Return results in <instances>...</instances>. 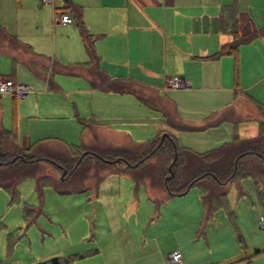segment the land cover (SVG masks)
Wrapping results in <instances>:
<instances>
[{
  "label": "crops",
  "instance_id": "0c3cea01",
  "mask_svg": "<svg viewBox=\"0 0 264 264\" xmlns=\"http://www.w3.org/2000/svg\"><path fill=\"white\" fill-rule=\"evenodd\" d=\"M55 4L54 13L68 7L75 24L57 23L54 19L53 23L49 22L54 56H45L15 34L8 33L5 29L8 25H3L5 10L0 7V28L4 30H0V55L6 56L12 65L20 63L32 71L31 82L42 88L28 101L18 102L11 95L13 127L10 129L4 125L2 101L5 100L0 95V127L14 130L16 141L22 149L67 150L66 141L70 140L69 134L80 128L79 122L84 126L83 143H90L86 146L93 144L95 134L105 144H128L134 141L125 124H136L139 119L149 118V111L160 113V118L153 123L156 136L168 130L176 136L180 146L196 149L188 141L214 131L217 125L201 127L216 120L229 108L236 109L244 101H249L235 94L237 77L238 83L245 85L243 70L256 74L257 78L264 77V66L261 68L260 64L259 70L256 59L258 54L264 62V0H238L237 3L235 0H62L61 6ZM234 4L238 5V10ZM80 25L91 35L94 59L90 58L86 50ZM233 27L239 36L252 34L251 38L242 40L236 56L217 55L223 45L233 40ZM63 31L68 37L65 48L59 51L58 40L64 36L60 34ZM11 35L18 38L19 42L11 40ZM250 54L254 56L253 61ZM56 55H59L61 63L55 58ZM255 61L258 64L252 70ZM64 66L71 68V72H65ZM96 70L113 80L128 81L138 93L94 87L91 74L96 73ZM54 73L66 75L74 86L64 87L62 78H56L54 82ZM176 75L184 78L190 86L181 90L168 88L166 80ZM5 76L15 79L13 75ZM64 89L87 98L89 112L99 123L96 120L97 124L84 123L83 120H87L86 113L82 117L78 114L81 108L86 111L75 100L71 99L75 110L52 102L53 98L42 100L49 95L54 97L51 90ZM140 96L147 102L141 100ZM5 102L6 108L9 107ZM77 107L79 110H76ZM166 113L199 129H172L167 124ZM21 121H24L23 130ZM226 122L229 121L220 124ZM211 144L209 141L208 147L196 150L208 151L213 148ZM118 175H127L135 185L129 174ZM131 187L132 184L129 185ZM92 197L98 198V193ZM113 199H101L104 204L97 201L103 218L118 219L117 206L120 200ZM108 237L106 244L100 245L101 252L108 248L120 256L132 248L129 244L131 241L125 240L123 233H111ZM97 252L98 249L94 253ZM168 254L160 251L159 264H163ZM256 255L251 254L231 264H252V258ZM69 257L71 261L65 264L74 263L72 255ZM125 264L135 262L127 261Z\"/></svg>",
  "mask_w": 264,
  "mask_h": 264
},
{
  "label": "rangeland",
  "instance_id": "374dc122",
  "mask_svg": "<svg viewBox=\"0 0 264 264\" xmlns=\"http://www.w3.org/2000/svg\"><path fill=\"white\" fill-rule=\"evenodd\" d=\"M55 3L61 6L62 0H55ZM234 5L237 9L238 5ZM0 7L5 10L3 25H8L5 27L8 33L15 34L22 42L31 45L33 50L45 56H54L51 51L52 27L49 29V22L53 23L55 15L53 4H41L40 0H0ZM65 33H60L64 36L58 40L59 51L65 48L68 37ZM256 56L260 70L264 62L258 54ZM55 58L61 63L59 55ZM250 58L253 61V54H250ZM258 63L255 61L252 64V70ZM12 64L6 56L0 55V74L13 75L16 82L31 87L24 98L16 101H28L42 91L38 84L31 82L32 71L20 63ZM234 74L236 78L235 71ZM242 75L245 85H240L237 77L235 94L248 99L250 103L244 101V106H236L235 114L241 116V121L218 124L214 131L188 141L196 149L208 147L209 141L213 145L211 149H214L233 142L237 135L250 138L257 134V122L262 120L259 106H264V77L257 78L256 74L244 70ZM56 78L64 79V87L74 86L66 75L54 73V82ZM50 92L52 95L54 93V97L49 95L42 98L43 101L53 98L52 102L75 110L71 99L75 100L86 111L81 108L78 114L82 117L86 113L87 120H83L84 123L97 124L95 120L99 123L89 112L90 103L87 98L66 89ZM1 96L9 104L6 108V102L2 101L4 125L10 129L13 127L12 96ZM149 115V118L139 119L136 124H125L134 142L147 143L156 137L153 123L160 118V113L149 111ZM79 124L80 128L69 134L70 140L66 141V148L74 150L71 154L85 151L88 147L86 144H90L83 143L84 126L81 122ZM16 127L18 132L17 120ZM21 127L23 130L24 121H21ZM187 149L204 152L195 148ZM43 154L50 158L58 157L54 152L43 151ZM64 158L59 156L61 161ZM154 161L151 159L148 163ZM39 163L41 169L36 175L19 180L13 199L10 190L0 187V260L5 264H35L53 257L64 260L70 258V255L73 264H125L127 261L159 264L160 251L170 253L176 249L183 256V263L180 264H231L240 258L249 257L255 248H260L264 253V229L258 223L264 215V177L256 180L246 176L233 180L227 186L224 200H213L212 215L206 218L201 199L205 192L200 183L194 184L184 194L166 198L163 191L150 188L147 180L134 185L127 175L101 170L96 171V175L94 169H90V177L83 180V188L74 187L73 191L68 192V188L79 182L76 173L72 184H58L65 191L60 192L53 184L54 180L61 178L60 172L49 163ZM101 175L104 178L98 181ZM40 176H46L41 186L37 182ZM97 193L98 198H93ZM108 197H114L113 201L116 198L120 200L117 206L118 219L103 218L100 214L101 206L97 201L104 204L101 199ZM129 201L132 202L127 205ZM26 207L33 208L34 212L25 213ZM111 233H123L124 239L131 241L128 242L132 248L120 256L108 248L101 252L100 245L106 244ZM97 249L98 252L94 253ZM263 253L254 256L252 264H264Z\"/></svg>",
  "mask_w": 264,
  "mask_h": 264
},
{
  "label": "trees",
  "instance_id": "16d2710c",
  "mask_svg": "<svg viewBox=\"0 0 264 264\" xmlns=\"http://www.w3.org/2000/svg\"><path fill=\"white\" fill-rule=\"evenodd\" d=\"M67 9L68 7H65L62 10ZM235 23H237L236 20ZM0 30L3 29L0 28ZM233 30V40L223 45L217 55L230 54L236 56L242 40L251 38L252 34L241 37L235 27ZM80 34L90 58L94 59L91 35L82 25H80ZM10 39L15 43L19 42V39L12 35ZM64 71L69 73L71 68L64 66ZM91 76L94 87L115 92L138 93L128 81L113 80L102 74L100 70H96V73L93 72ZM140 99L147 102L141 96ZM259 112L262 120L257 122L258 132L255 136L240 138L237 135L233 142L224 143L220 147L203 153L180 146L176 136L168 130H163L156 138L147 143L130 142L121 145L102 143L98 135L95 134L93 144L78 154H71L74 151L71 150L72 148L67 150L49 148L42 151L39 149L26 150L18 145L14 130H6L0 127V187L10 190L13 199L19 180L26 176L36 175L41 169V163H39L41 161L51 164L60 172L61 178L53 182L60 192L65 191L58 184H72L73 176L76 173H78L79 182L68 188V192L73 191L74 187L83 188V180L90 177V169H94L95 173L98 170L116 174L127 173L133 178L136 185L147 180L150 188L163 191L166 198L184 194L194 184L200 183L205 192L201 199L205 216L208 218L212 215L213 200H224L227 186L233 180L246 176H251L256 180H261L264 177V106H259ZM235 113V109L229 108L221 113L216 120L206 124L201 129L218 125L224 121L239 123L241 119ZM165 117L167 124L172 129L186 131L199 129L182 123L168 113L165 114ZM43 151L54 152L58 157H46L48 155H44ZM59 156L66 157L68 160L64 158L61 161ZM91 157L95 160H91ZM151 159L155 161L150 162V164L148 162ZM45 178L46 176L37 178L40 186ZM103 178L104 175H101L97 180L100 181ZM32 211L33 208L31 207L25 208V213H32ZM261 252L263 250L255 248L252 255ZM69 261H71V257L64 260L53 257L35 264H64Z\"/></svg>",
  "mask_w": 264,
  "mask_h": 264
},
{
  "label": "built area",
  "instance_id": "2783aa9c",
  "mask_svg": "<svg viewBox=\"0 0 264 264\" xmlns=\"http://www.w3.org/2000/svg\"><path fill=\"white\" fill-rule=\"evenodd\" d=\"M55 0H40L41 4H54ZM54 20L57 23L73 24L74 19L70 14V11L57 12L54 15ZM166 86L172 89H187L190 84L184 78L180 76H172L166 80ZM31 90V87L18 83L14 79L8 76L0 77V95L7 94L12 95L16 99L24 98ZM260 226L264 229V215L260 218ZM182 262V253L180 250H174L170 252L164 260V264H180ZM0 264H5L0 260Z\"/></svg>",
  "mask_w": 264,
  "mask_h": 264
}]
</instances>
